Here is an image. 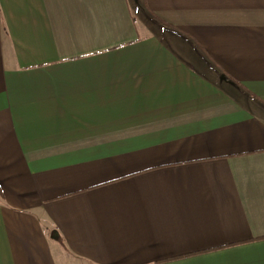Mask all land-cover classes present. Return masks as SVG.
Returning a JSON list of instances; mask_svg holds the SVG:
<instances>
[{"label": "crops", "instance_id": "crops-1", "mask_svg": "<svg viewBox=\"0 0 264 264\" xmlns=\"http://www.w3.org/2000/svg\"><path fill=\"white\" fill-rule=\"evenodd\" d=\"M0 264H264V0H0Z\"/></svg>", "mask_w": 264, "mask_h": 264}, {"label": "trees", "instance_id": "trees-1", "mask_svg": "<svg viewBox=\"0 0 264 264\" xmlns=\"http://www.w3.org/2000/svg\"><path fill=\"white\" fill-rule=\"evenodd\" d=\"M230 80H232V79H230ZM232 81H234V80H232Z\"/></svg>", "mask_w": 264, "mask_h": 264}]
</instances>
